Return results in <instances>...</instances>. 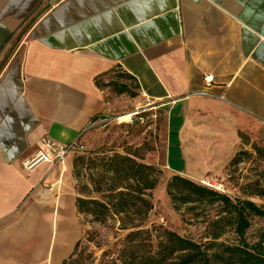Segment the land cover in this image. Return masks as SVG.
Listing matches in <instances>:
<instances>
[{
  "label": "crops",
  "instance_id": "0c3cea01",
  "mask_svg": "<svg viewBox=\"0 0 264 264\" xmlns=\"http://www.w3.org/2000/svg\"><path fill=\"white\" fill-rule=\"evenodd\" d=\"M115 67L165 116V144L212 164L190 178L215 176L264 127V0H0V264L71 251L72 153L22 163L43 136L71 142L126 107L95 84Z\"/></svg>",
  "mask_w": 264,
  "mask_h": 264
},
{
  "label": "rangeland",
  "instance_id": "374dc122",
  "mask_svg": "<svg viewBox=\"0 0 264 264\" xmlns=\"http://www.w3.org/2000/svg\"><path fill=\"white\" fill-rule=\"evenodd\" d=\"M120 74L111 73L107 76V80H112L113 84L124 82L135 95L128 98L123 109L101 117V120L83 136L84 148L72 153L73 160L78 156L84 158V162L78 166L79 176H75L72 171L76 197L101 199L99 193L93 192L91 185L94 175L102 170L98 166L99 158L113 153L127 155L137 162L151 165L156 171L155 174H158L155 187L146 193V198L152 203V209L142 221L141 228L151 229L154 226H161L199 243L210 241L213 233L221 232L223 229V234L217 241L225 244L236 242L230 227L212 223L225 215L218 204L180 205L179 210L176 211L167 194V183L175 173H181V176L225 193L233 200L249 199L264 208V196L255 195L261 188L264 189V151L261 153L253 149L257 147L264 150V127L259 129V136L256 137L253 134H241L244 146L237 153L247 152V155L239 154L243 159L241 163L230 166L226 164L215 176L190 178L191 175L206 173L212 164L197 161L204 157L193 155L189 152V147L184 148L186 152L181 154L183 149L177 146L174 137L171 138L170 144L169 138L165 144L162 132L165 116L162 112L153 111L147 101L138 98L140 94L136 92L134 83L121 78ZM137 110L140 113L132 116L131 122L128 121L129 118L122 122L118 120L121 115ZM166 149H169L168 153L165 152ZM207 183L212 186H208ZM137 220L135 219L134 222ZM119 227L120 220L117 216L111 215L105 222L99 223L90 216L79 214V236L73 242L71 251L65 259L79 241L73 258L77 257L81 264H122L123 257L120 254L121 250L127 247L125 235L128 231ZM262 231H264V219L252 217L245 238L248 242L254 243Z\"/></svg>",
  "mask_w": 264,
  "mask_h": 264
},
{
  "label": "trees",
  "instance_id": "16d2710c",
  "mask_svg": "<svg viewBox=\"0 0 264 264\" xmlns=\"http://www.w3.org/2000/svg\"><path fill=\"white\" fill-rule=\"evenodd\" d=\"M111 73H121L120 77L132 81L139 93L135 77L119 67L97 76L96 86L109 88L115 96L132 98L135 93L127 84H113L112 80H107ZM82 139L83 137L81 142ZM253 149L261 153L264 151L257 147ZM240 153L247 155V152H236L227 165L241 163L243 159L239 156ZM83 162L84 158L81 156L73 160L72 171L77 177L78 166ZM98 166L102 170L94 175L91 185L93 192L99 193L101 199L77 196L75 206L79 214L90 216L99 223L105 222L111 215L119 217V228L128 231L125 235L127 247L120 254L123 257L122 264H264V231L254 243L245 238L250 227V218L264 219V208L253 201L239 198L233 200L225 193L174 174L167 183V194L174 210L178 211L180 205L194 203L218 204L225 215L220 220L213 221V225L230 227L236 239V242L230 244L218 242L217 239L223 234L222 229L221 232L213 233L210 241L199 243L161 226L141 228L142 221L152 209L146 193L155 187L158 179L154 167L118 153L99 158ZM255 195L264 196V189L261 188ZM135 219H138L137 222H134ZM78 244L79 241L62 264H81L77 257L73 258Z\"/></svg>",
  "mask_w": 264,
  "mask_h": 264
},
{
  "label": "built area",
  "instance_id": "2783aa9c",
  "mask_svg": "<svg viewBox=\"0 0 264 264\" xmlns=\"http://www.w3.org/2000/svg\"><path fill=\"white\" fill-rule=\"evenodd\" d=\"M204 79L206 84L209 85L213 80V75H207ZM196 94L202 96L209 95L207 91H199ZM139 113V110L133 112L128 121L131 122L132 116H135ZM81 137L82 134L71 142H58L48 136H43L39 142L35 154L25 158L23 161V168L26 170H31L33 167L41 163L55 165L57 163L63 162L68 154L79 152L84 148V145L81 142ZM207 185L210 187L212 186L210 183H207Z\"/></svg>",
  "mask_w": 264,
  "mask_h": 264
},
{
  "label": "bare ground",
  "instance_id": "6f19581e",
  "mask_svg": "<svg viewBox=\"0 0 264 264\" xmlns=\"http://www.w3.org/2000/svg\"><path fill=\"white\" fill-rule=\"evenodd\" d=\"M132 115V113H128V114H125V115H121L119 118H118V120L119 121H126V120H128V118L130 117Z\"/></svg>",
  "mask_w": 264,
  "mask_h": 264
}]
</instances>
